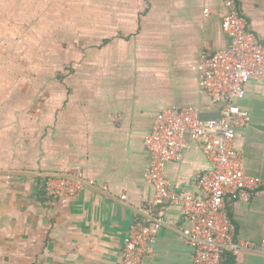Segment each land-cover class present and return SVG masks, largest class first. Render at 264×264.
Wrapping results in <instances>:
<instances>
[{"label": "crops", "instance_id": "obj_1", "mask_svg": "<svg viewBox=\"0 0 264 264\" xmlns=\"http://www.w3.org/2000/svg\"><path fill=\"white\" fill-rule=\"evenodd\" d=\"M248 32L264 39V0H240ZM208 10L204 15L203 11ZM222 0H0V264H119L135 223H161L153 257L190 264L175 205L154 206L143 141L156 113L219 105L198 88L202 53L227 48ZM235 132L249 176L264 180V87L245 85ZM188 148L168 162L169 188L195 193L207 161ZM50 177L93 181L67 203L47 197ZM241 246L220 264H264V188L249 203L225 199Z\"/></svg>", "mask_w": 264, "mask_h": 264}, {"label": "built area", "instance_id": "obj_2", "mask_svg": "<svg viewBox=\"0 0 264 264\" xmlns=\"http://www.w3.org/2000/svg\"><path fill=\"white\" fill-rule=\"evenodd\" d=\"M222 1L226 13L221 29L228 46L202 53L196 66L199 92L219 105V117L202 119L199 109L193 107L163 109L154 116L143 141L149 156L143 177L153 186V205H175L188 222L179 238L190 250V264H220L226 251L235 254L241 248L225 213V199L249 203L264 188L263 179L246 174L241 152L234 145L236 130L250 125V114L237 104L245 95V85L256 80L264 87V39L247 31L240 0ZM186 135L204 155L208 170L192 179L195 193L181 194L169 188L164 170L168 162L179 161L188 148ZM93 184L91 180L50 177L44 181V191L47 197L67 203ZM160 228L157 221L133 224L123 239L119 264H141L144 258L153 257ZM260 244L264 246V229Z\"/></svg>", "mask_w": 264, "mask_h": 264}, {"label": "trees", "instance_id": "obj_3", "mask_svg": "<svg viewBox=\"0 0 264 264\" xmlns=\"http://www.w3.org/2000/svg\"><path fill=\"white\" fill-rule=\"evenodd\" d=\"M45 192V191H44ZM47 196V195H46Z\"/></svg>", "mask_w": 264, "mask_h": 264}]
</instances>
